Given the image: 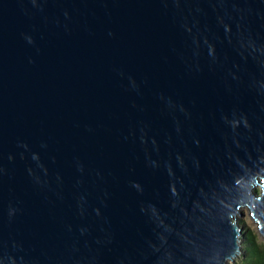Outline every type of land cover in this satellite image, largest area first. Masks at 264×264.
<instances>
[{"label": "water", "instance_id": "obj_1", "mask_svg": "<svg viewBox=\"0 0 264 264\" xmlns=\"http://www.w3.org/2000/svg\"><path fill=\"white\" fill-rule=\"evenodd\" d=\"M244 208L264 0H0V264H230Z\"/></svg>", "mask_w": 264, "mask_h": 264}, {"label": "rangeland", "instance_id": "obj_2", "mask_svg": "<svg viewBox=\"0 0 264 264\" xmlns=\"http://www.w3.org/2000/svg\"><path fill=\"white\" fill-rule=\"evenodd\" d=\"M257 190L260 191V188L257 187ZM236 220L241 225V227L243 228V234L244 235L241 237V239H242V251L244 248L243 247V244L245 243L244 242V239H245L244 236L246 235V233L252 235L256 239L257 243L260 246H262L264 249V237L260 233L258 223L251 216L250 209L244 208L243 209V215H238L236 217ZM241 257H242V254L238 258L234 259L233 261H230L229 263L230 264H237L240 262Z\"/></svg>", "mask_w": 264, "mask_h": 264}, {"label": "trees", "instance_id": "obj_3", "mask_svg": "<svg viewBox=\"0 0 264 264\" xmlns=\"http://www.w3.org/2000/svg\"><path fill=\"white\" fill-rule=\"evenodd\" d=\"M244 235V234H243ZM243 252L239 263L237 264H264V249L256 239L247 234L244 236Z\"/></svg>", "mask_w": 264, "mask_h": 264}]
</instances>
